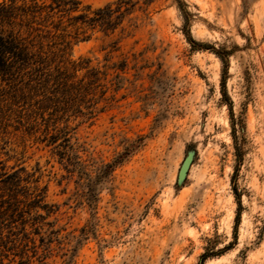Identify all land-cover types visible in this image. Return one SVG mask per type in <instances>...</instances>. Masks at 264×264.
<instances>
[{"label": "rangeland", "instance_id": "374dc122", "mask_svg": "<svg viewBox=\"0 0 264 264\" xmlns=\"http://www.w3.org/2000/svg\"><path fill=\"white\" fill-rule=\"evenodd\" d=\"M125 1L70 49L108 99L64 156L0 114V264H264V0Z\"/></svg>", "mask_w": 264, "mask_h": 264}, {"label": "trees", "instance_id": "16d2710c", "mask_svg": "<svg viewBox=\"0 0 264 264\" xmlns=\"http://www.w3.org/2000/svg\"><path fill=\"white\" fill-rule=\"evenodd\" d=\"M126 4L120 0L117 9L111 4L92 9L81 0H1L0 114L22 110L29 128L40 118L46 124L44 131L50 126L56 131L51 139L64 132L65 143L58 145L64 156L68 126L58 127L56 120L65 117L66 121L75 114L93 118L102 110L99 103L108 99L105 73L88 58L72 59L70 49L74 41L90 35L88 30L113 32L128 10ZM18 180L14 172L0 173L8 190L16 188ZM38 196L34 195L40 200Z\"/></svg>", "mask_w": 264, "mask_h": 264}, {"label": "water", "instance_id": "95a60500", "mask_svg": "<svg viewBox=\"0 0 264 264\" xmlns=\"http://www.w3.org/2000/svg\"><path fill=\"white\" fill-rule=\"evenodd\" d=\"M186 165V164H185ZM185 165L183 166V168H182V171H184L185 170Z\"/></svg>", "mask_w": 264, "mask_h": 264}]
</instances>
